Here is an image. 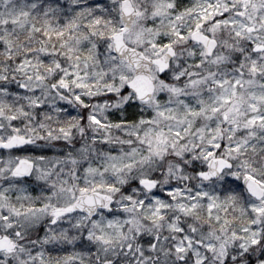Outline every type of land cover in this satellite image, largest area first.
<instances>
[{
    "label": "clouds",
    "instance_id": "1",
    "mask_svg": "<svg viewBox=\"0 0 264 264\" xmlns=\"http://www.w3.org/2000/svg\"><path fill=\"white\" fill-rule=\"evenodd\" d=\"M173 2L181 7L169 10L166 0H132V6L144 15L129 20L121 14L122 0H0V43L5 44L0 48V85H4L0 88V142L10 134L31 141L30 151L21 154L5 149L0 154V264H184L189 253L191 264L197 260L226 264L240 243L233 232L245 235L243 229L248 228L250 235L253 225L257 233L264 229V216H257L251 203L255 200L256 207H264V199L251 196L243 179L251 172L258 181L264 180V128L246 129L241 124L231 137L228 124L204 115L186 116L185 104L180 103L183 100L196 109L199 99L212 101L220 94L212 80L234 74V56L247 46L246 40L235 36L242 24L255 27L251 37L264 42V0H249L243 17L237 15L243 10L242 0H219L226 13L222 19L235 27L216 28L217 18L203 26L201 31L217 41L214 55L206 54L202 44L174 35V31L187 34L198 20L196 15L185 14L181 20L176 16L185 7L209 0ZM76 5L90 10L80 12ZM157 7L162 12L153 15ZM22 12L28 15L21 16ZM74 17L77 26L71 29V37L77 39H70L66 26ZM97 17H102L99 27L94 24ZM13 18L19 22L11 23ZM125 24L130 49L135 50L129 52L133 60L137 53L152 57L151 42L161 39L171 40L176 51L175 57H169L167 75L154 63H143V70L155 77L156 91L149 104L133 98L138 103L134 108L129 107V94L123 88L115 90L120 86L119 74L114 76L107 68L114 51L93 35V30L107 33ZM53 29L65 30L64 37L53 35L51 41L45 40L44 31ZM7 40L12 42L10 48ZM45 44L56 46L47 60L40 51ZM68 46L77 49L75 54L91 51L95 56L94 61H80V71L88 74L93 85L89 89H61L59 71L49 70L54 61L61 62L66 71L73 69L76 61L69 56L75 54H66ZM217 57L232 59L217 62ZM98 71L107 75L97 79ZM181 72L184 77L177 80ZM252 79L256 80L252 90H264L257 77ZM193 80L200 82L195 88ZM106 83L112 84V91ZM170 87L183 92L174 95ZM248 90L245 84L242 91ZM77 95L83 103L76 101ZM161 111L170 118L158 115ZM12 115L22 123L13 125ZM93 115L110 126L93 124ZM117 117L127 119V125L117 127ZM141 119L153 123L141 125ZM218 125L223 136L215 143L225 146L219 150L210 148L207 136L201 138V129L212 133ZM17 126L19 133L14 131ZM147 129L164 132L167 145L146 137ZM177 131L180 137L174 134ZM236 143L242 144L241 152H228ZM209 150L217 156L206 159ZM220 158L232 167H209ZM20 159L32 162L27 178L16 172ZM202 171L215 174L204 178ZM256 188L264 196V183H257ZM197 193H207L209 198ZM209 204H215L211 212ZM180 205H195V210L184 212ZM177 246L186 251L176 252Z\"/></svg>",
    "mask_w": 264,
    "mask_h": 264
},
{
    "label": "snow or ice",
    "instance_id": "2",
    "mask_svg": "<svg viewBox=\"0 0 264 264\" xmlns=\"http://www.w3.org/2000/svg\"><path fill=\"white\" fill-rule=\"evenodd\" d=\"M249 0H242L243 10L237 12L238 16H245ZM77 8L80 9V12L87 11L90 9H86L83 6L76 5ZM167 9H175L181 7L179 3H174L173 0H166ZM121 14L124 16H128L129 20L133 16L137 18L142 17L144 14L138 9L132 6V0H122L120 5ZM77 13V15L80 14ZM162 9L157 7L153 13V15L161 14ZM196 15L198 20L196 22V26L194 29H190L187 34L183 31H174V35L176 38L180 40L190 39L192 41H196L203 45L204 51L208 55L215 54V48L217 46V41L211 37H209L206 33L201 31L203 26L207 24V22L212 18H217V23L215 25L216 28L221 26H231L235 27V23L223 20L222 17L226 14L221 10V6L219 4V0L217 3H212L211 0L207 4L204 5H193L192 7H185L184 12L180 15L176 16L177 20H181L183 15ZM21 16H27V12H22ZM19 21L16 18L11 20V23H18ZM102 22V17H97L94 21V24L99 27ZM4 23H9L8 20H5ZM75 17L73 18V22L66 26V30L69 32L70 39H77L71 37V29L76 27ZM51 27V25H49ZM36 31H41L39 28L35 29ZM256 31L255 27L251 24H242L241 30H237L235 32V36L241 39L246 40V47L240 48L237 50L234 60H235V71L234 74L229 77L225 75L223 78L216 79L213 77L212 83L215 85V88L220 90V94L215 97L214 100L209 101L208 99L201 98L198 100V108L193 109L189 104L185 103V101L181 100L180 103H184L187 109L185 115L191 117H199L204 115L208 119H219L222 123L228 124L229 131L231 137H235L236 134L240 131L241 124L246 129H256V128H264V90L259 92L252 90V86L256 84V80H253L252 77H257L258 80L264 85V42H258L257 39L251 37V34ZM129 32L128 25H122L119 30L113 28L109 32L105 33L104 31L96 32L93 30V35H98L101 40L104 41L105 45L112 51H114L115 55L109 57V61L107 63V68L109 71L113 73L115 76L117 73L119 74L120 86L115 90L119 92L120 88L124 89L125 93H128L129 107H137L138 103L149 104L153 102V98L156 91V85L154 83L155 77L148 74L143 70V63L145 61H150L154 63L158 71L160 73L168 74V70L170 67L169 57H175L176 51L174 49L173 42L171 40L161 39L159 41H152L151 47L155 50L153 52L152 57L145 56L143 53H137L135 60L129 55L130 51H135L134 49H130L128 39L126 34ZM245 33H248V37H245ZM45 40L51 41L53 39V35H55L56 39H62L65 35V30L61 31H44L43 33ZM7 46L10 48L12 46L11 40L5 41ZM4 43H0V48L4 47ZM55 45L45 44L40 51L44 53V59L47 60L51 55L54 54ZM61 47H65V45H61ZM95 48V45H93ZM167 50V55L165 52ZM77 53V49L72 46H68V52L66 54H75ZM58 55V53H56ZM69 58H74L76 63L73 65L72 70H65L62 63L59 61H54L53 65L49 66V70H58L60 75L57 76V81L61 89H70L72 87L78 89H89L93 85L89 83L88 74L80 71V61L83 58L85 61H94L95 56L91 51H88L83 54H75L70 55ZM232 58L230 57H217V62L224 60L228 61ZM23 66V64L21 65ZM29 67L31 66V62H29ZM87 67V63L84 65ZM129 73H134L133 75H129ZM107 75L104 71H98L95 73L97 79H103ZM184 77V73H179L176 75L177 80H182ZM39 79H43V77H38ZM169 79L171 77L169 76ZM163 81V77H161ZM199 81L193 80V87H197L199 85ZM247 84L249 86V90L247 92H243L242 89L244 85ZM4 85H0V88H3ZM53 87H56L54 84ZM105 87L109 90H113V86L111 83H106ZM211 91V88L209 89ZM170 91L172 94L180 96L183 92L182 89L176 87H170ZM227 93V94H225ZM123 95V93H121ZM64 99L63 96H61ZM133 98L135 102L134 103ZM8 100H11V96L7 97ZM76 101L83 103V99L81 96L77 95L75 97ZM38 104L39 101H36ZM87 108V105H85ZM23 114V113H22ZM158 115L165 118H170L165 112H158ZM11 123L13 125H18V123H22L19 121V118L16 115L11 116ZM93 124L98 125L100 128H107L110 125L105 124L103 120L99 117L93 115L90 117ZM119 123L116 124L117 127L126 126L128 123L127 119L121 120L117 117ZM141 125L151 124L153 121H145L143 119L139 122ZM14 131L19 133V127H15ZM61 131H64L61 129ZM183 131H187L184 129ZM177 137L181 136V132L177 131L174 133ZM255 135V132L252 133ZM146 137H152L155 139L157 144L167 145L168 140L164 132L155 131L153 129H147L145 131ZM205 136L208 138V143L210 148H215L217 150L224 148L223 143H215L218 137L222 138L223 129L218 125L212 133H206L205 130L201 129V138L203 139ZM105 143H107V137L102 138ZM151 143V140L149 141ZM243 143H246L244 141ZM18 144H24V148L18 147ZM31 144V141L22 135H9L6 141L0 142V154L4 152L5 149H11L14 153H25L30 151L31 149L28 145ZM175 147V144H173ZM242 150V144L236 143L230 145L227 148L228 152H236L240 153ZM160 149L157 148V154H159ZM217 152H213L209 150L206 155L207 158H212L217 156ZM43 158V157H41ZM219 166L222 170L224 167L231 168L232 165L228 163V161L220 158L218 160H213L209 167ZM32 167V162L27 159H20L18 162V166L16 169L17 174L24 175L27 178L31 173L30 169ZM90 171H94L90 169ZM215 173H208L202 171L200 175L204 178H208L210 175H214ZM236 178L239 179V174H236ZM245 181V186L247 191L254 198L264 199V196H261L257 191L256 184L264 183V180L258 181V178L251 172L245 173L243 176ZM142 183L152 186V182L150 181H142ZM81 191H87V189H81ZM179 191V190H177ZM171 196L172 193H169ZM198 196H201L204 199H208L207 193H197ZM212 199H215L213 197ZM253 204V212L257 216H264V207H256L255 200L251 201ZM164 205L161 204L160 208H163ZM181 210L184 212H191L195 210V205L191 208H185L183 205H180ZM215 207V204H209V211ZM159 211V209H158ZM161 219L163 217H160ZM217 221H219V217H216ZM227 223V221H225ZM176 231H182V229H174ZM243 232L245 235H240L239 233L233 232V238L239 243V247L233 249L232 253L228 256L226 264H242V261H246L247 264H264V229L259 230V233L255 230V226L253 225V230L250 235L249 229L244 228ZM188 244H191V240H188ZM212 246L209 245V249L211 250ZM257 250H259L257 254ZM178 253H184L186 251L185 247L177 246L175 249ZM192 254L189 253L188 259L184 261V264H191ZM196 264H203L202 261L197 260Z\"/></svg>",
    "mask_w": 264,
    "mask_h": 264
}]
</instances>
